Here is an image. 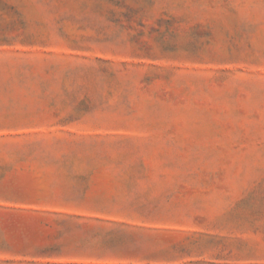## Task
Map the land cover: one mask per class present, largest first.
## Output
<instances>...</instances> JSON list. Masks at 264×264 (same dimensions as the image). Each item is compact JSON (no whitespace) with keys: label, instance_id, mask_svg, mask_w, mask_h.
I'll return each instance as SVG.
<instances>
[{"label":"rangeland","instance_id":"1","mask_svg":"<svg viewBox=\"0 0 264 264\" xmlns=\"http://www.w3.org/2000/svg\"><path fill=\"white\" fill-rule=\"evenodd\" d=\"M0 264H264V0H0Z\"/></svg>","mask_w":264,"mask_h":264}]
</instances>
